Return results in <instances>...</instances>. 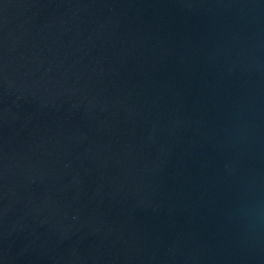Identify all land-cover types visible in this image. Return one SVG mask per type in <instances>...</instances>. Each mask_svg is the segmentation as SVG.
Instances as JSON below:
<instances>
[{"label":"water","instance_id":"1","mask_svg":"<svg viewBox=\"0 0 264 264\" xmlns=\"http://www.w3.org/2000/svg\"><path fill=\"white\" fill-rule=\"evenodd\" d=\"M116 264H264V0H91Z\"/></svg>","mask_w":264,"mask_h":264}]
</instances>
